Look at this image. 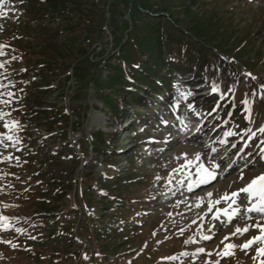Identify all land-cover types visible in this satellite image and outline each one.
I'll return each instance as SVG.
<instances>
[{
    "label": "rangeland",
    "instance_id": "obj_1",
    "mask_svg": "<svg viewBox=\"0 0 264 264\" xmlns=\"http://www.w3.org/2000/svg\"><path fill=\"white\" fill-rule=\"evenodd\" d=\"M37 1L0 3V113L7 114L0 118V216L9 218L0 225H10L0 227V264H260L264 255L258 256L257 249L264 242L241 246L261 235L254 225H264V214L246 211L244 192L233 205L239 211L231 221L217 209L228 208L233 192L264 174V0H201L205 14L193 7L203 13L201 20L216 23L212 37L194 38V43L214 59L227 58V72L214 71L211 62L206 71L217 91L207 89V80L200 83L199 76L175 74L157 87L160 97L156 89L141 88L146 100L139 105L121 98L118 114L101 100L105 93L113 97L115 89L101 87L116 74L114 52L127 39L131 0H100L108 20L102 39L96 35L88 42L86 32L78 31L72 43L56 31L61 17L31 19ZM70 15L80 17L79 12ZM180 24L174 22L171 31ZM65 45L74 49L70 58L43 69L37 61L41 55L50 61L48 52ZM79 64L82 70L76 73ZM44 74L53 78V88L43 84ZM34 83H40L37 89ZM222 93L232 96L234 110L231 103L216 109ZM166 97L173 101L170 107ZM147 100L150 108L142 106ZM241 103L246 120L241 119ZM73 108L77 124L60 125L55 112L65 110L72 118ZM171 121H183L184 129L167 126ZM97 132L104 142L93 139ZM125 136L130 140L124 141ZM125 155L135 166L130 177V166L111 163ZM201 165L217 178L198 194L199 185L189 191V184L199 179ZM111 184L115 187L109 189ZM122 192L126 197L121 198ZM42 197H52L56 208L39 210L46 202ZM198 198L204 204L197 206ZM209 200L220 201L211 205L212 211ZM246 225L248 231L232 235ZM229 244L236 247L225 256Z\"/></svg>",
    "mask_w": 264,
    "mask_h": 264
},
{
    "label": "trees",
    "instance_id": "obj_2",
    "mask_svg": "<svg viewBox=\"0 0 264 264\" xmlns=\"http://www.w3.org/2000/svg\"><path fill=\"white\" fill-rule=\"evenodd\" d=\"M102 4L100 0H38L35 4V14L31 19L33 21L45 19L44 15L46 14L52 18L51 21L61 17L62 21L56 26V31L63 33L68 43H72V39L78 38L76 33L78 31L86 32L88 42L93 41L96 35H98L97 39L101 40L104 24L108 22L105 8H101ZM105 4L107 5V3ZM195 5L199 6V10H203L204 14L206 13L204 1L201 0H189V3L186 0H131L128 3L129 9L133 11V17L130 21H125L128 30L127 39L123 40L118 46V50L114 52V57L118 62L114 65L116 74L112 78V83L101 87L102 91L115 89L113 97L106 93L101 97L105 104L115 106V114L120 112L116 109L118 110L120 107L121 98H125L128 105H133L139 96L135 89L156 87L157 81L165 84L167 78L174 72L194 74L205 79L210 62L215 67L214 71L225 73L229 70L224 66L227 64L225 55L222 54V57L217 56L218 58L214 59L209 55L211 53L197 47L194 43V38L207 40L213 35L214 32H211L210 28L216 24L212 21L206 23L201 20L204 15L197 8H193ZM116 10L117 6L112 8V12ZM71 12L80 13L78 20L70 15ZM116 21L117 18L114 17L112 25H115ZM174 22H181L179 30L177 29L178 33L171 31ZM28 23L30 24L31 21ZM183 23L188 24L189 27L183 26ZM204 42L206 43V41ZM63 47H56L53 51L51 49L48 52V59L51 62L42 58L43 55H41L37 60L43 63L41 67L49 71L54 66L53 62H57L59 59L66 62L74 53V49H70L68 45ZM44 57L47 58L46 55ZM209 57L212 58V61H207V58L210 59ZM29 62L32 63V61ZM75 67L76 73L82 70L80 64ZM162 67L165 69L163 70ZM206 67L207 69H205ZM41 78L43 84L54 87V80L50 79L48 74H44ZM39 84L34 83L32 88L37 89ZM224 100L223 105L228 107L231 103V108H236L235 105L232 106L233 98L230 94H227ZM240 107H243L242 103ZM75 108H73V117L75 116L76 120L73 117H67L65 110L56 111L55 118L58 123L69 125L71 122L72 126L74 123L77 124L79 116L76 115L77 109ZM91 136L100 143L106 140L104 136H101V132H97L96 135L91 134ZM114 161L111 160V163ZM129 170L127 175L130 177L135 171V166L132 163ZM109 187L112 189L115 186L111 184ZM124 197H126V192L121 194V198ZM42 199L46 201L45 206L38 208L42 212L53 211V208H56L50 204L53 200L52 197L51 200H47L45 197Z\"/></svg>",
    "mask_w": 264,
    "mask_h": 264
},
{
    "label": "snow or ice",
    "instance_id": "obj_3",
    "mask_svg": "<svg viewBox=\"0 0 264 264\" xmlns=\"http://www.w3.org/2000/svg\"><path fill=\"white\" fill-rule=\"evenodd\" d=\"M0 3H2V0H0ZM2 66L3 65L0 64V67H2ZM247 75H251V73H248ZM252 78L255 79V77H252ZM261 88H264V85H261ZM217 90H218V87L213 85V91H217ZM9 95H11V93H9ZM187 95H191V93H187ZM261 98L264 99V95H262ZM189 107L191 108L192 105H189ZM4 115H7V114L6 113H0V118H3ZM11 124L14 126L16 124V122L12 121ZM4 127L8 128L9 123L6 122L4 124ZM260 131L264 132V128H261ZM0 135H3V134H0ZM7 139L12 140L13 137L11 135H8ZM197 159H199V155H197ZM186 163L190 164V163H192V161H188L186 159ZM181 167H183V165ZM217 167H218V165H217ZM229 167H231V165H229ZM173 171H177V169H174ZM216 178H217V176L213 171L206 169L203 167V165H201L199 167V179L197 181H195L194 183L189 184V191H191L194 186H197L199 184L210 183L211 181L215 180ZM241 178H243L242 174H241ZM240 192H244L247 194L246 199H251L252 197H258V202L251 205V207L247 208V210H246L247 212L250 213V212L255 211V212L264 214V174H261L260 176L256 177L245 188H242L238 192H233L231 194L232 203L228 205V208H230L231 211H229L228 208H225V209H219L218 208L217 213L223 212L224 215L228 218V220L231 221L232 218L234 216H236L238 211H239V206L237 205L236 207H233V205L236 204V200L239 197ZM207 195L209 197H211L212 194L208 193ZM224 198L227 199L228 197L225 196ZM199 201H202V198H198L197 206H199ZM219 202H220L219 200H217V201L209 200L210 207H209L208 211H212L211 205L219 204ZM213 218L217 219L218 216L216 214H214ZM8 219H9L8 217L0 216V221H7ZM248 219H251V217H248ZM9 226L10 225H8V224L0 225V227H9ZM249 227H250L249 225H246L243 229H241L240 227H237L236 231L234 233H232V235L243 234V232L248 231ZM254 227H257L260 229L261 235L253 237L252 239L246 241L245 244L241 246L242 248H248L249 246H251L252 244H254L258 240L264 242V225L257 223L256 225H254ZM181 231H183V230H181ZM202 239L209 240V239H211V237L207 236V235H203ZM225 239H228V237H225ZM4 243H11V242L10 241H4ZM186 243H187V241H186ZM12 246L16 247V245H14V244ZM235 247H236V245H232V244L226 245L225 246L226 250L223 253V255H225V256L233 255V253L229 250L232 248H235ZM197 251L198 252H204L205 249L199 248V249H197ZM183 255H188V253H183ZM257 255L258 256L264 255V248H258L257 249ZM167 259L175 260L176 257L175 256L168 257ZM217 264H218V262H217ZM260 264H264V260H261Z\"/></svg>",
    "mask_w": 264,
    "mask_h": 264
},
{
    "label": "bare ground",
    "instance_id": "obj_4",
    "mask_svg": "<svg viewBox=\"0 0 264 264\" xmlns=\"http://www.w3.org/2000/svg\"><path fill=\"white\" fill-rule=\"evenodd\" d=\"M197 130H198V129H196L193 133L197 134V133H196ZM193 133H192V134H193ZM195 134H193V135H195ZM208 146H209L208 144H205V145H204V148H207ZM183 172H184V171H183ZM183 172H182V173H183ZM184 173H185V172H184ZM184 177H185V175L183 176V178H184ZM183 178H182V179H183ZM210 183H211V182H210ZM211 184H212V183H211ZM202 185H205V184H199V187H198L199 189H197L198 191H197L196 193H198V194H202V192L204 191L203 188L200 189V187H201ZM245 187H246V186H244L243 188H245ZM244 196H247V195H244ZM257 198H258V197H252L251 199H246V201L249 202V203L245 202L246 205H247L246 210H247L248 207H251V206H250L251 201H252V200H255V199H257ZM201 203L204 204L203 201H202ZM255 203H257V202H254V204H255ZM251 205H252V204H251ZM222 219H226L227 221H229L228 218H222ZM215 220H217V219H215ZM218 220H219V219H218ZM222 223H223V222H222Z\"/></svg>",
    "mask_w": 264,
    "mask_h": 264
}]
</instances>
